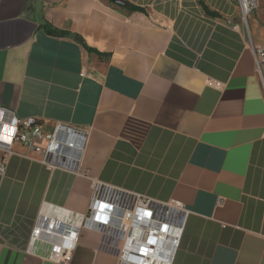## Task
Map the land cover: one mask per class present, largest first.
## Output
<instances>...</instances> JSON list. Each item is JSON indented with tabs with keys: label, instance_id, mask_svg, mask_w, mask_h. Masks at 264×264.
I'll list each match as a JSON object with an SVG mask.
<instances>
[{
	"label": "crops",
	"instance_id": "1",
	"mask_svg": "<svg viewBox=\"0 0 264 264\" xmlns=\"http://www.w3.org/2000/svg\"><path fill=\"white\" fill-rule=\"evenodd\" d=\"M119 1L0 0V107L89 133L78 175L13 144L0 264H56L44 242L27 252L31 231L50 207L78 226L93 181L183 205L172 264H264V94L250 48L264 47V0L248 36L235 0ZM101 240L81 231L67 264H117Z\"/></svg>",
	"mask_w": 264,
	"mask_h": 264
},
{
	"label": "built area",
	"instance_id": "2",
	"mask_svg": "<svg viewBox=\"0 0 264 264\" xmlns=\"http://www.w3.org/2000/svg\"><path fill=\"white\" fill-rule=\"evenodd\" d=\"M240 20L247 26V16L257 11L260 0H235ZM256 72L264 94V47L250 43ZM209 87L221 89L222 83L208 80ZM88 131L65 124L49 130L35 118L19 119L10 109L0 107V176L19 143L37 156V161L50 170H63L78 175ZM91 198L78 226L68 223L74 214L61 207H50L29 236L27 252L39 242L48 245L45 259L67 264L79 241L81 231L101 235L100 249L116 254L117 264H172L180 244L188 211L179 202L162 203L144 195L105 185L90 184Z\"/></svg>",
	"mask_w": 264,
	"mask_h": 264
},
{
	"label": "trees",
	"instance_id": "3",
	"mask_svg": "<svg viewBox=\"0 0 264 264\" xmlns=\"http://www.w3.org/2000/svg\"><path fill=\"white\" fill-rule=\"evenodd\" d=\"M123 6H125L124 8H126L128 11H141L140 8L138 7H134L132 5H127V4H124ZM48 34L50 35H53V36H64L65 33L64 32H60V31H55V30H48L47 31Z\"/></svg>",
	"mask_w": 264,
	"mask_h": 264
},
{
	"label": "rangeland",
	"instance_id": "4",
	"mask_svg": "<svg viewBox=\"0 0 264 264\" xmlns=\"http://www.w3.org/2000/svg\"><path fill=\"white\" fill-rule=\"evenodd\" d=\"M242 23V22H241ZM242 25H243V28H244V30H245V33L247 34V36H248V29H247V26L246 25H244L243 23H242Z\"/></svg>",
	"mask_w": 264,
	"mask_h": 264
},
{
	"label": "water",
	"instance_id": "5",
	"mask_svg": "<svg viewBox=\"0 0 264 264\" xmlns=\"http://www.w3.org/2000/svg\"><path fill=\"white\" fill-rule=\"evenodd\" d=\"M113 2H115V3H120V4H122V2H120L119 0H112Z\"/></svg>",
	"mask_w": 264,
	"mask_h": 264
}]
</instances>
